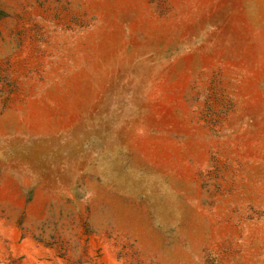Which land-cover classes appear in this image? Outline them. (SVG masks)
Instances as JSON below:
<instances>
[{
	"label": "rangeland",
	"instance_id": "obj_1",
	"mask_svg": "<svg viewBox=\"0 0 264 264\" xmlns=\"http://www.w3.org/2000/svg\"><path fill=\"white\" fill-rule=\"evenodd\" d=\"M0 264H264V0H0Z\"/></svg>",
	"mask_w": 264,
	"mask_h": 264
}]
</instances>
